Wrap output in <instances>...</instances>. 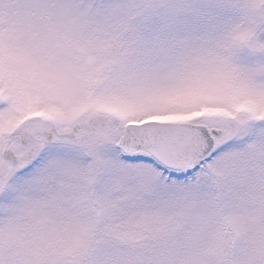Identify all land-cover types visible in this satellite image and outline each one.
<instances>
[{
  "label": "snow or ice",
  "instance_id": "obj_1",
  "mask_svg": "<svg viewBox=\"0 0 264 264\" xmlns=\"http://www.w3.org/2000/svg\"><path fill=\"white\" fill-rule=\"evenodd\" d=\"M0 264H264V0H0Z\"/></svg>",
  "mask_w": 264,
  "mask_h": 264
}]
</instances>
